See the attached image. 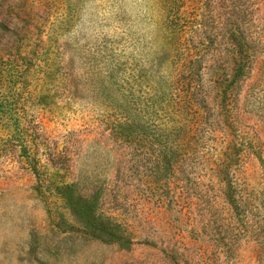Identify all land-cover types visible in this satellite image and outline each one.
<instances>
[{"label":"rangeland","instance_id":"rangeland-1","mask_svg":"<svg viewBox=\"0 0 264 264\" xmlns=\"http://www.w3.org/2000/svg\"><path fill=\"white\" fill-rule=\"evenodd\" d=\"M0 67V264H264V0H0Z\"/></svg>","mask_w":264,"mask_h":264},{"label":"trees","instance_id":"trees-1","mask_svg":"<svg viewBox=\"0 0 264 264\" xmlns=\"http://www.w3.org/2000/svg\"><path fill=\"white\" fill-rule=\"evenodd\" d=\"M232 18H234L235 21H238L237 19L240 17L237 13L233 12L232 15H231ZM2 65V64H1ZM6 73H7V69L4 67H0V82L1 84L5 81V78H6ZM6 105H1L0 104V117L3 118L4 115L6 114ZM29 166L31 168V170L33 171V173H35L38 177V171H39V168H40V160L38 158H35V157H31L29 159ZM57 187L53 188V189H49V191L51 192H55L57 189ZM55 194V193H54ZM56 194H61V193H56ZM65 199H68V195L67 194H64L62 193V195Z\"/></svg>","mask_w":264,"mask_h":264}]
</instances>
